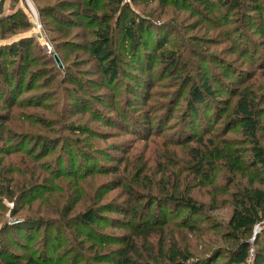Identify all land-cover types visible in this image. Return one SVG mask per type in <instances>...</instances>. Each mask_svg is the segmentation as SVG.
I'll list each match as a JSON object with an SVG mask.
<instances>
[{
    "label": "rangeland",
    "instance_id": "1",
    "mask_svg": "<svg viewBox=\"0 0 264 264\" xmlns=\"http://www.w3.org/2000/svg\"><path fill=\"white\" fill-rule=\"evenodd\" d=\"M27 1L37 13L42 11L44 14L41 20L42 24H45L47 38L50 39L48 43L52 49H42L33 45L31 54L36 60L27 69L23 93L20 97L26 103L24 108L14 107L9 111V107L3 103V96H8L7 92L10 91L4 86L5 82L0 80V86H4V92L0 93V135L4 139L0 140V174L4 173L0 177V251L4 249L8 254L13 253L20 256L31 253L36 256H48L54 264H71L72 257L80 253L90 262L88 257L94 253L89 249L91 243L79 244V240H86V238L78 236L75 229L77 223L72 220V226L65 228L63 217L59 215L62 213L61 210L68 207L66 195L67 191L71 193L68 189L71 180L69 177L55 180L52 175L50 176L52 170L60 165L61 157L65 161L61 166L64 170H61L67 172L72 169L70 153L61 147V145L64 146L65 141L60 140L69 137L74 141L77 136L72 135L64 126L76 124L88 126L103 136L102 139L92 138L84 141L86 144L84 147L88 151L93 150L91 152L95 156V164H99L101 161V164L107 165L109 162L100 152L111 156L122 154V151L117 152L115 147L123 150L129 149L131 154L140 152L146 156L153 152L158 154L164 151V154H167L172 151L174 162L181 161L180 158H182V161L184 160L181 165L183 169L170 166L171 171L166 174L158 172L156 161H152L149 164L152 167L151 176L158 183L157 188L161 192L163 189L172 191L176 178L171 177V173L175 170L179 171L181 183L178 188L187 190L199 204L205 206L202 215L190 219L191 223L196 221L195 224L202 229L198 233H191L188 228L180 226L178 221L187 214L186 211L181 210L176 215L173 214L175 216L174 225L167 229L163 240L158 231V235L152 237L150 247L155 252L159 249L166 251L173 243H177L181 249L190 248L194 255L206 256L216 246H224L226 248L224 256L217 259L215 264L227 263L228 256L234 252L230 249L236 242L228 234L229 229L227 228L233 208L231 195L235 190L245 187L246 184L249 185V179L254 181L255 186L264 188V184H262L264 171L260 168L253 169L254 167L251 165L246 170L248 178L245 179L238 175L234 184L228 182V178L233 173H228L227 168L222 165L210 175L209 180L205 181L201 177L195 178L193 174L185 171L186 154L174 142H177V137L181 136L183 122L190 120L188 116L191 111L186 100L188 90L180 100L176 94L180 89H184L183 83L187 77H191L199 85L205 78H209V84H211L216 97L215 100L209 101L211 106L215 104L214 101L222 100L219 114L223 117L221 122L215 126L218 131L224 130L226 122L234 119V115L230 112L238 99L236 95L241 94L243 88H246L244 89L246 93L255 96L253 98L262 125L259 136L264 147V34L258 33L253 28V26L256 28L257 24L262 26L264 13L260 15L256 11L247 10V13L254 16L255 23L253 24V21L251 22V19L246 16L245 10L241 12L229 11V9L218 5L213 6L214 10L211 11L210 5L206 6L197 0H170L166 2V5H162L159 0L149 2L123 0V4L128 5L126 13L129 14V18L136 20L135 32L137 38L141 40L139 42H150L146 50L152 55L151 70L144 73V78L150 79L148 87L145 88L148 98L136 101L131 95V81L128 77L120 75L114 84H109V79L103 73L101 64L91 52L90 44L96 38L95 32L100 27V22L90 23L91 20L77 17L74 15V9L68 8V10H64L65 12L61 11L63 3L87 2L88 0ZM245 1L252 2V0ZM9 2L10 0L5 2L3 15L11 12L8 7ZM99 2L103 8L99 12L110 14L109 2L107 0ZM261 3L263 4V2ZM50 16H56L58 20L54 21ZM111 22L114 30L112 48L121 56L122 72L125 70L140 73V68L133 65V57L147 62L145 56L141 55L144 51L135 52L122 25L119 22L117 24L115 18ZM141 22L145 26L153 25V23L166 25V33H161L159 36H165L166 42L163 40L158 42L163 46L157 48L156 43L159 39L151 38V34L146 32L142 33L145 28L139 27L138 24ZM150 29L154 32L157 30L162 32L161 28ZM6 30L7 25L0 24V36L9 35L4 34ZM30 34L34 35L35 32L32 30ZM38 36L42 35L38 34ZM169 52L178 54L177 64H168L162 59L161 54ZM55 54L60 57L62 68L55 62ZM3 64L10 65L8 72H13L12 75L18 76L21 67L28 63L25 59L16 57L9 58L7 62L0 59V66L3 67ZM250 78L251 80L246 81ZM258 78L260 83L254 87L255 79L258 80ZM70 80L74 81L70 82ZM31 81L34 82V85L29 90L27 86ZM44 96L47 99L44 100ZM40 99L42 105L37 107L36 100ZM84 106L87 110L86 114L78 115L77 109ZM202 111L207 117L213 114L212 108L208 109L202 106ZM95 112L104 115V117L96 120ZM123 114L130 115L139 121L149 114L155 118L153 123L155 129L152 134H149L143 130V126L129 118L130 120L127 121L129 127L123 130ZM9 115H11L10 119H8ZM13 120H15V124H13ZM157 122L158 124L162 123L163 126L158 125L156 128ZM230 130L227 137L240 148L249 149L250 145L244 139L240 127L235 125ZM146 135H150L149 140L145 138ZM81 138L84 140L85 137L81 136ZM48 143L51 146H55L57 143L59 145L54 147L49 155L43 157L44 164L34 170L38 174L37 176L40 174V177L36 178L35 184L41 185L39 193H42L45 188L52 189L53 193L48 195L49 200L39 199L31 205L24 204V208L14 214L12 212L13 200L4 198L2 192L14 181H25L22 174L30 165L25 151L37 149L36 154L40 156L45 150L44 146ZM18 147L21 150L15 151V148ZM4 150L9 154L2 152ZM45 164H47V168ZM30 167L32 168L34 165L31 164ZM43 170H47L49 175V179L45 182L43 180L47 173ZM256 174H258L257 177ZM113 176L115 175L108 174L100 177L99 184L104 185L102 190L107 189L108 181H111ZM119 190L116 189L108 193L104 202L115 198ZM157 195L165 196L163 192ZM76 198L78 197L73 196V199ZM89 205V200L82 199L70 217L86 209ZM34 217L36 220L44 218L47 223L38 232L37 230L24 231V234L29 233L31 236V239H28L16 226L23 225L25 219ZM53 226H60L64 231L61 237L63 245L60 249H58L60 245L58 247L53 245V248L47 251L43 239L51 230L53 236L56 235L57 232L56 229L53 230ZM4 227L5 229H3ZM101 228L108 234L120 235L127 232L125 229L113 228L109 225ZM249 242L252 248L246 264H257V261L264 260V223L255 226ZM116 246L118 245L105 246L102 250ZM150 247L147 246L149 250H151ZM147 248L144 247V253ZM80 264H84V262Z\"/></svg>",
    "mask_w": 264,
    "mask_h": 264
},
{
    "label": "trees",
    "instance_id": "2",
    "mask_svg": "<svg viewBox=\"0 0 264 264\" xmlns=\"http://www.w3.org/2000/svg\"><path fill=\"white\" fill-rule=\"evenodd\" d=\"M100 0H88L87 2H72L63 3L64 10L74 9V15L81 18H86L90 23L96 21L100 22V27L95 32L96 38L91 42L90 49L97 61L101 64L103 73L108 77L109 84H114L120 75L128 77L131 81L130 92L132 97L136 101H143L148 98L146 93V87H148L149 78H144V73L151 70L152 55L146 50L150 42L140 43L135 32V21L133 18H129V14L126 13L128 5L123 4V0H107L110 4V14H101L99 10L103 9L100 6ZM146 2L154 0H145ZM162 5H166V2L170 0H159ZM206 6H211V11L214 10L213 6H221L229 9V11H243L245 10L246 16L254 21V16L247 13V10H253L263 15L264 13V0H252L248 2L245 0H197ZM6 0H0V24L7 25V30L4 34L7 36H0V59L3 62H7L10 59L16 57L25 59L28 63L21 67L19 72L20 75L14 76L13 72H8L10 65L3 64L0 66V80L2 79L4 86H6L10 92L8 96H3V103L11 108H24L26 103L23 99H20L23 93V83L26 80L27 69L33 62L35 57L32 56L33 45L39 48L45 49V46L36 34V22L35 18L30 11L27 3L24 0H10L9 10L10 13L3 15L4 6ZM217 2V5H215ZM263 2V4L261 3ZM217 8V7H216ZM80 9V10H79ZM62 12V13H63ZM39 22L42 24L41 18L44 14L42 11L37 13ZM57 21L56 16H50ZM229 17V16H228ZM227 17V19H228ZM116 19L122 25V29L125 35L130 39L131 46L135 49V52L144 51L141 55L147 59L145 62L143 59L133 57V65L140 68V73L135 71H123L120 67L121 56L118 55L112 48L113 42V25L111 20ZM262 20V18H261ZM151 24V23H150ZM264 22L262 26L258 24L256 28H253L258 32L264 34ZM139 27L144 29V32L151 34V38L157 40L156 47L163 46L161 42L165 41V36L159 37L161 33H166V25H153L147 24L146 26L141 22L138 24ZM43 34L48 40L46 34L45 24H42ZM150 28H161L160 32L151 31ZM163 28V29H162ZM240 28V27H239ZM35 34H30L31 31ZM141 41V40H140ZM166 42V41H165ZM178 54L162 53V59L168 64H177ZM32 56V57H31ZM55 60V59H54ZM11 61V60H10ZM143 61V62H142ZM30 62V63H29ZM56 62V61H55ZM2 67V69H1ZM264 69V68H263ZM123 73V74H122ZM70 77V76H69ZM250 77V76H247ZM259 77V76H258ZM149 79V80H148ZM246 79V76H245ZM245 79L243 81H245ZM251 80L248 79L246 81ZM74 80H70L73 82ZM258 80L255 79L254 87L259 84ZM184 89H180L176 97L182 99L184 93L187 92L186 100L188 108L191 114L188 116L190 120L183 122V128L181 129V136L177 137L175 145H179L182 148V152L186 154V170L196 177H201L203 181L209 180L210 175L222 165L227 168L228 173H233L228 178L229 184H234L236 176L240 175L242 178L247 179L248 174L246 173L249 166H253V169L260 168L264 171V147L262 146L259 131L261 130V121L256 109L254 102L255 96L251 93H246V88H243L241 94H237L238 99L233 105L232 113L234 119L226 122L224 130L216 129V125L221 122L222 115L220 113V104L222 100L214 101L215 104L211 106V100H215V92L209 84V78H205L201 85L197 84L191 77H187L184 80ZM34 82L27 86V89L33 88ZM244 85V83H243ZM4 86H0V93L4 92ZM260 87V86H259ZM175 97V98H176ZM177 98V100H178ZM43 99H47L46 96ZM213 102V101H212ZM37 107L42 105V100H36ZM202 106L208 109L212 108V115L206 116L202 111ZM86 107L78 108L76 113L81 116L86 114ZM96 113V112H95ZM1 116V115H0ZM99 116V117H98ZM11 115L8 116L10 119ZM104 117L101 114H95V119ZM133 122L143 126V130L152 134L155 129L154 119L151 115L144 116L141 121L133 118L130 115L123 114L122 129L126 130L129 127L127 121L130 119ZM18 119V117H16ZM129 119V120H128ZM13 120V124H15ZM233 123V124H232ZM160 127L163 124H158ZM239 126L240 130L246 139V142L250 145L249 149L240 148L235 144L232 139L227 137L230 129ZM69 132L77 136L73 141L69 137L60 141H65L62 148L67 149L70 153V163L72 169L67 172H63L64 168L61 166L65 161L61 157L59 166L52 170L50 176L54 177L55 180L61 178H70L69 191H67V204L68 207L61 210L63 217V225L65 228L72 226V220L77 223L75 228L79 237L84 236L86 240H79V244L84 245L85 242H90L89 249L94 253L89 256L90 262L84 255L78 253L72 257L71 264H215L216 260L224 256L226 248L224 246H216L214 250L209 251L206 256L194 255L190 248L181 249L177 243H173L166 251L159 249L157 252L151 248L152 237L159 234L163 240L167 234V229L172 227L174 224L173 214L179 213L181 210L186 211V216L178 221V224L188 228L191 233H198L202 227L197 226L195 223H191L190 219L196 216L202 215L204 211V205L199 204L194 197H192L187 190H180L181 177L179 171L171 173V177L176 178L173 183V190H162L165 196H159L158 193H162L157 188L158 183L152 178V167L150 163L156 161L157 171L163 174L169 173L171 167H181L182 161H173V152L170 151L167 154L160 152L146 156L139 153H130L129 149L123 150L122 148L115 147V150L122 151L120 155L111 156L105 152H100L101 155L106 157L107 165L95 164V156L90 150L88 151L84 146L87 139H102L103 136L100 132L91 129L88 126H78L76 124H69L64 126ZM189 129V130H188ZM81 136H84L82 140ZM150 135H146L145 138L149 140ZM69 139V140H68ZM0 140L4 139L0 135ZM60 143V142H59ZM48 143L45 147L44 152L39 156L37 149H28L25 152L29 158L30 165L25 169L22 174L25 181H14L2 193L4 198L13 200L14 208L12 212L18 213L24 208V204L31 205L36 200H49L50 194L53 190L45 188L42 193L41 185L35 184L38 174L34 172L36 168L41 167L43 157H46L51 153L54 147ZM13 150V148H12ZM11 150V151H12ZM21 148H15V151H20ZM9 154L7 151H2ZM115 152V153H117ZM13 153V152H12ZM63 161V162H62ZM166 161V162H165ZM89 163V165H88ZM111 163V164H110ZM164 163V164H163ZM34 165V167H30ZM180 166V167H179ZM47 168V164H45ZM62 169V170H61ZM33 170V171H32ZM47 173L44 178V182L49 179L47 170H43ZM114 174V178L108 181L106 190H102L103 184H99L100 177L104 175ZM4 173L0 174V177ZM37 176V177H36ZM258 174H256V177ZM261 178V177H260ZM249 185L235 190L231 195L232 201V214L227 223L229 229L228 234L235 239L234 246L230 250H234L228 256V262L225 264H246L249 258L251 243L249 242L250 237L252 238L254 228L257 225H263L264 223V188L255 186L254 181L249 179ZM264 184V182H262ZM120 189L118 195L104 202L105 196L113 190ZM74 194V195H73ZM46 195V196H45ZM74 197H78L73 199ZM90 201L89 207L77 212L74 216L70 217L71 213L75 210L76 206L81 202L82 199ZM123 199V200H122ZM71 203V204H70ZM21 204V205H20ZM172 213V218H171ZM47 221L44 218L36 220L34 218H27L23 221V225H17L16 227L23 232L24 236L31 239L29 233L24 234V231L41 229L43 225H46ZM109 225L113 228L125 229L127 232L124 234H108L103 231L102 226ZM5 229V227L3 228ZM56 229V235L53 236L52 230L44 237V246L47 251L53 248V245L62 247L61 237L64 234L60 226H53V230ZM59 235V236H58ZM227 237V236H225ZM230 239V238H229ZM118 245L115 248L104 249L105 246ZM150 247L151 250H149ZM144 247L147 248L144 253ZM161 250V251H160ZM229 251V250H227ZM82 252V250H80ZM231 252V251H229ZM206 254V253H205ZM257 261V260H256ZM0 264H54L48 256H36L35 254H27L25 256L8 254L4 249L0 251ZM257 264H264V260Z\"/></svg>",
    "mask_w": 264,
    "mask_h": 264
},
{
    "label": "built area",
    "instance_id": "3",
    "mask_svg": "<svg viewBox=\"0 0 264 264\" xmlns=\"http://www.w3.org/2000/svg\"><path fill=\"white\" fill-rule=\"evenodd\" d=\"M25 1H26V3H28L27 0H25ZM29 6H31V5L29 4ZM33 16H34V14H33ZM35 22H36V34L39 33L40 35H42L41 37L39 36L40 41H41V39H43V41H41V42L45 46V48H47L49 50L52 49L51 45L48 43L47 39L45 38V36L43 34V27H42V24L39 22V19L38 18H35Z\"/></svg>",
    "mask_w": 264,
    "mask_h": 264
},
{
    "label": "water",
    "instance_id": "4",
    "mask_svg": "<svg viewBox=\"0 0 264 264\" xmlns=\"http://www.w3.org/2000/svg\"><path fill=\"white\" fill-rule=\"evenodd\" d=\"M27 5H28L30 11L34 14V17H35V18H38V16H37V12L35 11V9H34L32 6H29L28 3H27ZM54 58H55L56 62L58 63L59 67L62 68L63 65H62V61H61L60 57H59L57 54H55V55H54Z\"/></svg>",
    "mask_w": 264,
    "mask_h": 264
}]
</instances>
